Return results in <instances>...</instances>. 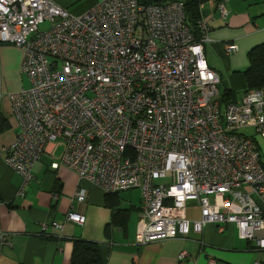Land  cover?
Listing matches in <instances>:
<instances>
[{
	"label": "built area",
	"instance_id": "1",
	"mask_svg": "<svg viewBox=\"0 0 264 264\" xmlns=\"http://www.w3.org/2000/svg\"><path fill=\"white\" fill-rule=\"evenodd\" d=\"M226 1L215 0L222 17ZM202 7L196 38L181 0H101L80 15L52 0H0V43L21 49L29 80L7 94L18 129L0 146L21 176L18 195L53 143L62 152L51 169H72L105 194L139 191L137 244L233 224L264 249L256 235L264 230V153L256 140H264V88L221 104L220 77L204 57L210 29ZM86 195L78 187L73 201ZM191 203L197 220L188 217ZM65 221L81 225L85 216L71 203ZM48 227L63 225L43 223L42 233ZM0 241L9 243L1 232ZM187 256L182 250L179 263Z\"/></svg>",
	"mask_w": 264,
	"mask_h": 264
},
{
	"label": "crops",
	"instance_id": "2",
	"mask_svg": "<svg viewBox=\"0 0 264 264\" xmlns=\"http://www.w3.org/2000/svg\"><path fill=\"white\" fill-rule=\"evenodd\" d=\"M52 1L72 14L80 15L101 0ZM225 10L226 15L222 17L216 10L215 0H206L203 4L201 15L210 29V40L204 44V57L220 77L219 92L228 90L232 100L237 101L247 93L242 74L248 66L246 54L253 46L264 42V0H227ZM225 43H234L236 52L227 54ZM21 62L20 48L0 43V146L10 144L18 129L7 94L29 87L27 76L20 70ZM244 132L251 134L247 129ZM256 140L264 153V140ZM61 152L60 145L51 143L47 146V151L33 166L32 179L22 196L17 194L21 176L6 166L3 154H0V232L9 242L3 244L0 241V264H72L76 239L97 243L102 264H180L177 257L182 250L188 252L184 264H207L210 257L214 264H264V249L241 238L233 224H227L221 232L215 224L204 225L200 233L191 227L184 238L137 244L139 191L138 194L130 193L134 202L130 196L127 207L124 198L118 194L120 209H136L131 211L126 227L122 229L113 224L115 209L104 204L105 193L98 186L79 178L74 170L63 165L50 168ZM78 187L85 188L87 193L86 201L81 204L73 201ZM71 203L84 214L83 224L65 221ZM190 208L196 210L194 206ZM133 212L138 214L132 215ZM199 217L198 211L196 218L189 219ZM52 221L61 223L62 230L48 227L42 233L41 225ZM256 235L264 236V230Z\"/></svg>",
	"mask_w": 264,
	"mask_h": 264
},
{
	"label": "trees",
	"instance_id": "3",
	"mask_svg": "<svg viewBox=\"0 0 264 264\" xmlns=\"http://www.w3.org/2000/svg\"><path fill=\"white\" fill-rule=\"evenodd\" d=\"M149 2H163L169 0H147ZM184 3L185 23L189 26L195 37L198 38L197 21L200 18V7L206 0H181ZM248 66L243 71L246 92L264 88V42L253 46L246 54ZM219 99L223 106L234 101L232 93L228 90L219 92ZM116 193L104 194V204L115 209L112 222L124 229L131 211L135 208L120 209V199ZM72 264H102L97 243L82 239L74 241L71 256Z\"/></svg>",
	"mask_w": 264,
	"mask_h": 264
},
{
	"label": "rangeland",
	"instance_id": "4",
	"mask_svg": "<svg viewBox=\"0 0 264 264\" xmlns=\"http://www.w3.org/2000/svg\"><path fill=\"white\" fill-rule=\"evenodd\" d=\"M41 27V29H44L45 27H47V24L46 23H44V24H42V25H40ZM257 139V138H256ZM166 181H168V180H166V179H160L159 180V182H162V183H166ZM135 192L136 194H138V190H134V189H132V190H127V191H121V192H119L120 193V195L124 198V203L126 204V207L127 206H130V196H131V192ZM131 200H132V202H134V198H132V196H131ZM136 203H137V201H136ZM136 203H134L133 205H135ZM138 205V204H137ZM192 206H194V209H196V210H193V209H191L190 207H192ZM140 207V206H139ZM198 210H199V208L198 207H196V205H194V204H189L188 205V215H189V217L190 218H196L197 217V213H198ZM136 214H138V212H133V214L132 215H136ZM139 215V214H138Z\"/></svg>",
	"mask_w": 264,
	"mask_h": 264
},
{
	"label": "water",
	"instance_id": "5",
	"mask_svg": "<svg viewBox=\"0 0 264 264\" xmlns=\"http://www.w3.org/2000/svg\"><path fill=\"white\" fill-rule=\"evenodd\" d=\"M140 1L143 3H149V1H147V0H140Z\"/></svg>",
	"mask_w": 264,
	"mask_h": 264
}]
</instances>
